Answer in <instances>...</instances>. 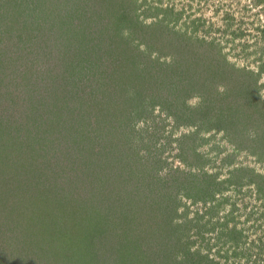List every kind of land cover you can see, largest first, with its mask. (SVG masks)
Instances as JSON below:
<instances>
[{
    "label": "rangeland",
    "instance_id": "rangeland-1",
    "mask_svg": "<svg viewBox=\"0 0 264 264\" xmlns=\"http://www.w3.org/2000/svg\"><path fill=\"white\" fill-rule=\"evenodd\" d=\"M0 264H264V0H0Z\"/></svg>",
    "mask_w": 264,
    "mask_h": 264
},
{
    "label": "trees",
    "instance_id": "trees-1",
    "mask_svg": "<svg viewBox=\"0 0 264 264\" xmlns=\"http://www.w3.org/2000/svg\"><path fill=\"white\" fill-rule=\"evenodd\" d=\"M248 88H249V84H248Z\"/></svg>",
    "mask_w": 264,
    "mask_h": 264
}]
</instances>
